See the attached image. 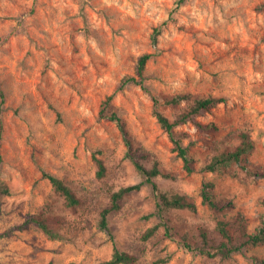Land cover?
<instances>
[{"label":"rangeland","instance_id":"374dc122","mask_svg":"<svg viewBox=\"0 0 264 264\" xmlns=\"http://www.w3.org/2000/svg\"><path fill=\"white\" fill-rule=\"evenodd\" d=\"M158 29V31H157ZM144 53L152 56L144 78L137 75ZM134 76L137 83L122 84ZM0 80L5 93L1 177L11 188L3 197L0 264H104L113 242L100 227L112 191L142 180L127 157L116 121L101 115L105 99L125 121L135 147L151 166L161 163L160 188L193 198L198 208L165 213L163 226L148 240L143 233L160 222L147 186L132 192L109 215L118 247L139 264H253L264 245L230 258L209 257L186 246L198 227L214 229L221 219L242 217L249 231L264 217V0H0ZM178 94L222 96L210 112L176 127L189 145L195 170L188 173L161 127L153 97L171 119L187 106L166 105ZM248 131L254 149L240 163L216 172L203 166ZM95 155L106 173L97 174ZM49 172L69 184L82 200L64 206ZM203 181L213 182L218 199L234 206L217 212L202 204ZM62 217V238L31 226L16 229L29 213Z\"/></svg>","mask_w":264,"mask_h":264},{"label":"trees","instance_id":"16d2710c","mask_svg":"<svg viewBox=\"0 0 264 264\" xmlns=\"http://www.w3.org/2000/svg\"><path fill=\"white\" fill-rule=\"evenodd\" d=\"M151 56V53H144L139 58L137 75L140 79L144 78L146 64ZM137 82L138 79L134 76L125 77L122 80L123 85ZM113 96L114 94L109 95L105 99L100 114L117 122L127 146V157L132 161L135 168L141 174L142 180L138 183L120 187L119 189L112 191L109 204L101 211L99 222L100 227L109 234L113 242L112 256L105 261L104 264H139L136 254L122 250L118 247L113 231L109 225V215L121 209L122 201L125 197L132 192L139 191L143 186H147L156 200V213L160 218V222L152 225L143 233L142 238L144 240L151 238L159 230L160 226H163L169 236H171L173 227L170 225V219L165 216V213L172 208H185L196 211L198 204L187 194L179 192L168 193L160 188L157 182V177L163 174L160 161L155 159L151 166H147L144 163V160L149 157V154L135 147L125 121L118 112L111 109ZM153 101L154 113L161 127L173 142V148L177 152V155L182 159L184 169L188 173L193 172L195 170L194 157L190 152L189 145L183 143L182 138L176 131V127L187 122H194L201 128H216L214 123L204 125L197 120V117L210 112L219 103L226 102V98L213 95L198 98H193L190 94L175 95L165 100L164 104L179 105L182 102H188V104L181 109L173 119L169 118L161 110L160 107L163 103L157 96L153 97ZM5 102V93L0 80V213L2 210L3 197L11 194L10 186L1 177V170L4 161L2 146ZM239 137L240 141L234 147L218 150L203 166V170L216 172L219 169L227 168L234 163H240L243 157L254 149L255 143L251 134L246 130L241 131ZM95 159L98 166L97 174L99 177H103L106 173L104 160L96 155ZM43 176L50 180L55 192L64 199V206L67 209L76 211L81 206V198L63 179L45 171L43 172ZM214 188L215 185L213 182L203 181L200 189V196L203 205H207L217 212L234 206L233 201L230 199H218L215 195ZM62 220L63 219L60 216H52L48 214L46 210H41L37 213L27 214L23 222L15 226V228L22 230L35 226L41 229L48 237L59 239L62 238V234L57 227L62 223ZM6 234L7 232L0 229V239ZM184 241L187 247L197 250L209 257L220 256L223 258H230L235 253H240L245 249L264 245V217L253 231H249L248 226L242 217H237L233 223L221 219L217 222L214 229H210L205 225L199 226L197 239L194 243L191 244L186 239H184ZM252 262L253 264H264V257L259 258L253 256ZM69 264H74V262H70Z\"/></svg>","mask_w":264,"mask_h":264}]
</instances>
